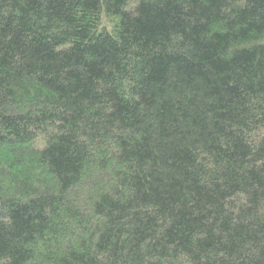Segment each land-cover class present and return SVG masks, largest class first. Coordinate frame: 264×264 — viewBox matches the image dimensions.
<instances>
[{"label":"trees","instance_id":"trees-1","mask_svg":"<svg viewBox=\"0 0 264 264\" xmlns=\"http://www.w3.org/2000/svg\"><path fill=\"white\" fill-rule=\"evenodd\" d=\"M0 264H264V0H0Z\"/></svg>","mask_w":264,"mask_h":264}]
</instances>
